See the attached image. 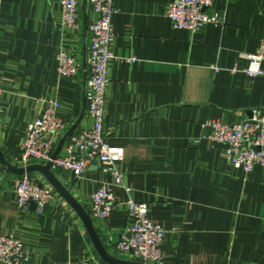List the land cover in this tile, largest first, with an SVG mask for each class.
<instances>
[{
  "label": "crops",
  "instance_id": "obj_1",
  "mask_svg": "<svg viewBox=\"0 0 264 264\" xmlns=\"http://www.w3.org/2000/svg\"><path fill=\"white\" fill-rule=\"evenodd\" d=\"M169 2L113 0L102 132L124 151L117 168L130 192L113 187L116 211L90 219L106 252L120 260L132 261L114 247L129 224L130 198L146 204L149 221L165 232L160 264H264V168L245 174L230 166L204 126L239 123L254 109L264 114V75L248 78L238 58L255 53L264 39V0H213L210 13L222 23L196 32L173 28ZM93 17L87 6V25ZM60 24L58 0H0V151L11 166L38 100L57 101L56 116L68 129L81 116L73 134L87 125V36ZM61 49L80 63L75 79L56 73ZM57 156H66L64 145ZM51 170L86 212L90 196L113 184L96 161L76 181ZM28 176L47 185L39 174ZM16 179L0 168V237L18 241L30 264H106L55 192L43 216L18 208Z\"/></svg>",
  "mask_w": 264,
  "mask_h": 264
},
{
  "label": "built area",
  "instance_id": "obj_2",
  "mask_svg": "<svg viewBox=\"0 0 264 264\" xmlns=\"http://www.w3.org/2000/svg\"><path fill=\"white\" fill-rule=\"evenodd\" d=\"M82 0H58L61 7L62 28L80 32L82 26ZM213 0H170L166 16L174 29L196 32L205 25H220L216 14L210 13ZM87 5L94 17L87 25V57L85 61V87L87 125L78 133L72 134L64 144L66 156L52 159L58 142L68 130V126L56 116L60 107L54 100H38V115L24 134L20 154L15 160L17 168L31 164L51 163L52 169L67 171L73 180L80 179L85 171L97 162L100 171L112 178L111 186L102 185L93 193L87 205V213L93 220L109 217L119 204L115 199L113 187H121L125 193L130 190L123 184L117 164L124 158L122 148L111 147L102 132L105 94L108 86V65L113 59L110 45L114 39L112 17L115 13L113 0H87ZM246 61L242 72L250 79L264 75V39L259 42L253 54H238ZM80 63L70 52L61 49L57 56L56 73L60 77L75 79L80 73ZM232 71H237L234 68ZM250 117L239 123H221L207 121L211 142L225 148L227 163L241 169L245 174L255 166L264 168V114L254 109ZM3 112L0 108V117ZM78 150L81 156H73ZM12 189L20 209H27L31 203L38 216H43L55 197L53 189L40 184L28 175L16 177ZM129 224L121 231L115 243L118 255L142 264H160L162 252L160 245L164 230L152 224L147 215V205L136 203L128 198L125 203ZM31 256L13 237H0V264H30Z\"/></svg>",
  "mask_w": 264,
  "mask_h": 264
},
{
  "label": "water",
  "instance_id": "obj_3",
  "mask_svg": "<svg viewBox=\"0 0 264 264\" xmlns=\"http://www.w3.org/2000/svg\"><path fill=\"white\" fill-rule=\"evenodd\" d=\"M87 0L81 1V13L84 18V25H83V32L84 35L87 36ZM81 120L78 118L77 122L71 126L59 141V144L52 155V159L57 156L59 149L66 143L68 138L73 134V130L75 125ZM0 168L4 170L6 173L20 177L24 175H31V174H39L50 186L53 191L66 203V205L76 214L79 218L81 224L83 225L92 245L94 246L99 258L106 264H142L134 261H126L120 260L113 256H110L106 250L104 249L103 245L101 244L96 231L94 229L92 220L90 219L88 213L85 209L71 196L69 190H67L53 175L52 173V165L50 162L40 165V164H31L23 168H17L11 166L4 158L2 152L0 151ZM29 206L35 208L34 204L31 203Z\"/></svg>",
  "mask_w": 264,
  "mask_h": 264
}]
</instances>
